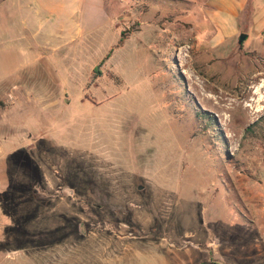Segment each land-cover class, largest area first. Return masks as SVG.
I'll list each match as a JSON object with an SVG mask.
<instances>
[{"label":"rangeland","instance_id":"obj_1","mask_svg":"<svg viewBox=\"0 0 264 264\" xmlns=\"http://www.w3.org/2000/svg\"><path fill=\"white\" fill-rule=\"evenodd\" d=\"M92 2L0 86V264L264 262V10L218 49L212 0Z\"/></svg>","mask_w":264,"mask_h":264},{"label":"crops","instance_id":"obj_2","mask_svg":"<svg viewBox=\"0 0 264 264\" xmlns=\"http://www.w3.org/2000/svg\"><path fill=\"white\" fill-rule=\"evenodd\" d=\"M212 1L218 8V13L222 14L225 26L221 31L217 27L197 31L201 37L210 41V46L218 49H224L229 37V43L233 42L245 31L246 26L251 25L246 21L244 24L235 23L236 26L232 27L233 18L246 16L250 8L253 16L259 14L261 9L264 10L262 5H259V0L253 5V0ZM95 7L96 3L92 0H0V86L8 80H20L28 75L34 79L37 74L36 57L46 58L52 50L57 51L62 44L69 45L71 41L82 40L87 31L86 26L94 24L90 11ZM71 19L76 22L71 24ZM55 23L58 26L53 29ZM227 27L229 29L224 32ZM34 49L42 50L40 57ZM49 50L51 51L48 53ZM42 65L47 64L44 61ZM216 244L214 239L208 240L205 245L206 252H216ZM205 259H209L207 255ZM184 262L191 264L190 261Z\"/></svg>","mask_w":264,"mask_h":264},{"label":"water","instance_id":"obj_3","mask_svg":"<svg viewBox=\"0 0 264 264\" xmlns=\"http://www.w3.org/2000/svg\"><path fill=\"white\" fill-rule=\"evenodd\" d=\"M246 38H247V33H245V32L241 33L240 37H239V42L243 43ZM201 264H221V263L217 260H214V259H207V260L203 261Z\"/></svg>","mask_w":264,"mask_h":264},{"label":"bare ground","instance_id":"obj_4","mask_svg":"<svg viewBox=\"0 0 264 264\" xmlns=\"http://www.w3.org/2000/svg\"><path fill=\"white\" fill-rule=\"evenodd\" d=\"M247 106L249 107V106H250V104H247ZM244 110H246V109H244Z\"/></svg>","mask_w":264,"mask_h":264}]
</instances>
